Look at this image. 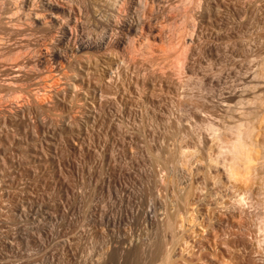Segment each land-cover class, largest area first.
I'll return each mask as SVG.
<instances>
[{"label":"rangeland","instance_id":"374dc122","mask_svg":"<svg viewBox=\"0 0 264 264\" xmlns=\"http://www.w3.org/2000/svg\"><path fill=\"white\" fill-rule=\"evenodd\" d=\"M12 1L16 3V0L0 1L3 85L10 79L4 74L24 58L17 51L12 60L6 61L2 50L5 52L4 48L11 43L7 41L9 33L11 36L21 32L22 35H16L22 38L18 40L27 41L28 36L32 42L42 38L49 40L44 30L50 29L56 38L61 34V26L68 28L73 19L80 22L83 19L60 16L51 25L38 24L33 28L35 32H25L26 18ZM32 1L30 11L43 13L42 21V17L51 19L47 11L49 1L65 8L58 9L62 15V10L78 8L77 3L82 0ZM87 1L85 3L97 7L96 12L101 11L102 15L90 17L83 25L86 35L92 39L108 30L107 19H135L107 17L104 11L112 8L109 0ZM166 2L154 6V13H148L151 17H140L145 28H139L129 46L118 50L131 67L126 68L121 81L130 107L125 113L103 108L97 120L81 122L84 135L79 143L68 140L66 133L59 131L54 132L55 140L41 135L21 144L18 137L11 139L0 133V264H93V260L113 244L122 249L121 246L124 248L133 238L143 239V245L149 244L155 231L153 229L152 233L147 224V213L154 206L157 213H163L164 203L172 205L180 194L179 191L173 193L174 189H179L178 183L168 187L166 173H188L189 177L198 173L200 165H206L211 157L215 164H221L223 149L213 140L212 129L224 141H229L239 124H243L244 129L250 128L252 143H249L253 147L256 144L257 149L253 150L257 158L254 157L256 162L252 166L255 168L246 170L245 177L242 174L241 179L232 180L233 187L230 186L226 199H230V203L240 199L256 213L258 209L264 211V173L260 167L264 160V0H210V3L202 0L196 7L185 0ZM98 18L102 21L96 20ZM148 24L155 27L149 35V48L145 46ZM45 49L43 47L47 53ZM91 62L95 63L92 58ZM45 66L36 78L24 84L37 98L52 95L54 89L66 88L62 75L49 63ZM71 79L75 81L73 76ZM1 88L2 117L19 107L22 100L17 99V92L12 98H5L6 91ZM76 111L72 113L81 120L82 114ZM61 113L51 116V119L57 116L50 121L52 125L61 124L62 116H58ZM28 124L26 131H40L34 118ZM205 133L208 140L203 147L199 140ZM43 176L65 187L46 185ZM240 216L232 218L235 229L244 221ZM164 230L163 224L159 225L160 240ZM255 230L249 226L246 232L245 229L239 232V236L244 234L245 242L250 243V248L246 243L241 249L249 252L243 249L246 255L241 254L240 249L239 255L235 250L239 247L233 248L235 251L231 248L229 264H264V244L258 242L262 233L256 231V235ZM160 240L158 243H163ZM161 245L158 244L159 248L163 247ZM120 249L116 256L114 254V261L153 264L142 248V251L132 252L129 248L122 249L123 252ZM142 253H146L145 256Z\"/></svg>","mask_w":264,"mask_h":264},{"label":"bare ground","instance_id":"6f19581e","mask_svg":"<svg viewBox=\"0 0 264 264\" xmlns=\"http://www.w3.org/2000/svg\"><path fill=\"white\" fill-rule=\"evenodd\" d=\"M85 1L87 0H82L81 3L76 2L79 5L76 4L78 6L76 9H73L75 7H71L72 9L70 8V10L68 9L66 11L61 9L63 11L62 15H60L61 12L59 13L58 9L65 8L49 1L48 8H46L47 11H49V17H51V19L43 20L45 17H42V21L40 16H42L43 13L30 11V7L33 6H31L32 0H16V3L12 1L15 3L14 5H16L18 12H22L23 16L26 18L25 29H27V31L25 32L34 31L33 28L38 26V24L41 26L51 25V22H54V20L56 21L58 19L56 17L60 16L82 17L83 19L81 22L78 21L77 18L73 19L68 28L61 26V34L56 38L53 36L50 29H48V31L44 30L43 32L45 35L50 37L49 40L42 38V40H35L32 42L28 36L27 41H24L18 40V37L22 39L21 36H16L19 33L22 35L21 32H17L15 35L11 36L10 33L9 35L6 33L7 37L9 36L7 41H11V43H9V45L7 44L4 48L5 52L2 50L6 57V61L12 60L11 58H13L14 53L17 51L20 53V56L24 57L21 62L11 66L9 69L10 71L4 74L8 77L10 76V79L4 82L7 83L6 85H3V82H1L2 76H0V88L2 87L5 89L6 93L4 96H7L5 98H12V96L16 95V92L18 94L20 92V96L17 94V99L22 100V104L19 107L12 108L14 110H9L12 112L8 113H6V108L4 111L6 114H3L2 117L0 116V133H4L7 138L10 137L14 139L18 137L19 144L33 137H41V135L44 139L51 138V140H55L57 137L54 132L59 131L61 133H66L68 140L77 141L79 143L84 135L82 128H80L82 125L81 122L88 123L89 121L97 120L100 116V110L103 108H111L115 112L121 110L123 113L130 108L124 96L125 92L121 87L123 74L126 75L125 70L129 68L128 66H130V64L118 54V50H124L129 46L132 36L138 33L140 30L139 28H145V22H143L140 17L149 15L148 13H154V11H152L154 6L160 5L161 2L164 4L165 0H109L112 2V8L110 10H103L108 14V16L106 15L107 17H134L135 19L133 21L127 19L116 20L117 18L115 20L107 19L106 22L108 23L106 25L108 30L104 31V34L96 39H92L86 35L83 25L86 24V21H88L90 17H92V19L101 17L100 10L103 7H98L101 8L99 9L100 12H96L97 7L90 3H85ZM91 1L89 0L87 2ZM166 1L169 2V0ZM185 1H187L188 4L191 3V7H196L202 0ZM82 2L85 4L83 5ZM203 2L210 3V0H203ZM208 3H206V5ZM117 5H119V7ZM153 10H155V8ZM97 13L100 16H98ZM191 16L194 15L191 14ZM149 17L151 16L149 15ZM96 20L102 21V19L99 18ZM53 24L54 23H52V25ZM154 30L155 27L152 26V24H148L147 42L145 44L147 48L150 47L149 35L151 36ZM19 31L23 30L20 29ZM30 34L28 33V35ZM15 37H17V39ZM43 47L46 48L45 50L47 53L43 51ZM100 51L102 52L99 53ZM91 58L95 63L91 62ZM48 63L54 68V71H57L60 76L62 75V78L66 82V88L64 90H57L58 88L54 89L52 95L37 98L38 96L35 94V96H32V91H28V88L24 84L26 80L36 78L42 70L44 71V68H46L45 65ZM125 64H127L126 67ZM129 69H127V71ZM71 71H73V74H69ZM71 76H73L75 81L72 79L71 81L69 80ZM21 92H23L22 95ZM140 96H143L142 93ZM141 100L145 101L143 98H141ZM77 109L79 110L76 111ZM60 111L63 113L58 115L59 117L62 116L61 124L58 122L60 124L59 126L58 124L57 126L54 124L52 125L50 121H53V119L55 120L57 116L52 119L51 116ZM74 111L82 114L81 120L74 116L72 113ZM31 118H34V121L37 123L36 127L40 130L37 133L36 131L35 133L26 131L30 124H28V122H30ZM31 122L33 121L31 120ZM244 128L243 124H239V126L235 127L236 130L233 129V131L235 130V136L229 141H224L221 135L215 133L216 130L212 129L213 140L218 141L220 143V149H223L221 151L223 152L224 158L221 155V164H215V160L211 157V159H208L209 162H207L206 165H200L198 173L190 174L191 176L189 175V177H187L188 173H166L168 174V180H165H167V184H169L168 187L176 183L179 185V189L177 190H175L173 186V193L180 192L178 195L179 198L176 197L178 199L176 202H179L177 203L178 205L176 202L172 203V201L167 199L172 205L169 206V204H167L168 202H165L163 213H157L154 206V209H151L146 216V218L148 217L147 224H149L152 229L149 230H151L152 233L153 229L155 231V235L153 239H151V242L149 240L150 238H148L150 243L143 245V239L140 241V239L136 240L133 238V240L128 242V245L125 244L124 248H129V251L131 250L130 252H132V250L137 251V249L141 250L140 248H142L144 252H148L152 258L153 264H229L230 251H232L230 250L231 248L239 247V249H235L238 251L241 249V246H246V243L250 248V243H248V241L245 242L246 238L244 239V234L242 235L244 232L243 230L245 229L246 232L247 227L253 226L256 229L255 234L256 231L257 233L261 232L263 237L262 234L259 233L261 239L258 238L259 236L257 238L258 242L264 244V211L258 209L259 213H256L257 211L248 209V206L246 207V202L244 204L240 199L236 201V198L231 203L230 199L229 201L226 199L230 195V186L232 185L233 187L232 180L237 181L241 179L248 169L251 171L253 168L252 166H255V159H257L253 151H257L256 144L254 145L255 149L253 145L250 144L252 143V140L250 141L249 138L251 130H249V127H247V129ZM38 134L40 135L37 136ZM206 139L208 140L206 133L200 136L199 142L201 146L205 147ZM222 152H220V154ZM262 156L264 157V154ZM261 162L260 167L263 168L264 173V160L262 159ZM250 171L248 172L250 173ZM44 179L46 181L43 183H46V185L52 186L54 184V186H59L60 184L63 188L65 187L63 183H53L49 181L50 178L48 179V177H44L43 180ZM58 181L60 182V180ZM48 188H50V186ZM171 189L172 188H170V190ZM172 199L175 201V198ZM233 202L235 203L233 204ZM166 204L167 208L165 209ZM235 215L240 216V218L244 220H241L242 226L239 224V228L234 225L238 230L233 228V223H231L234 222L232 218L236 217ZM162 224L163 229L165 228V234H162L163 237H161L162 240H160L159 237L161 234L158 235V229L159 225ZM239 232H242L240 235L241 237L239 236ZM138 237L140 238L141 236ZM148 240L145 242L148 243ZM159 240L163 241L164 245L162 242H160L162 245L158 243ZM158 244L163 247L159 248ZM121 247L124 249L123 246ZM190 248L193 250L192 253L188 251ZM245 248L247 249V247ZM118 249H120L119 246L113 244L101 255V257L95 258L93 264H124L120 260L114 261L113 256ZM122 249H120V252H123ZM243 249H241V251ZM237 251L234 252L236 255L240 252L238 251L237 254ZM246 252H249L248 249ZM246 252H244V254ZM146 253L142 254L145 256ZM140 256L141 255L138 257ZM144 256L141 258L144 259ZM233 256H235V254ZM151 260H149V262ZM144 262L145 261H143V263Z\"/></svg>","mask_w":264,"mask_h":264}]
</instances>
